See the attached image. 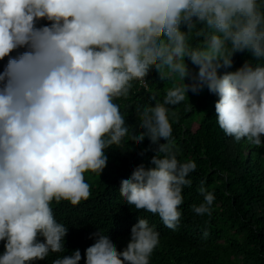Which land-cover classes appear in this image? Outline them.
Instances as JSON below:
<instances>
[{"label":"clouds","instance_id":"clouds-1","mask_svg":"<svg viewBox=\"0 0 264 264\" xmlns=\"http://www.w3.org/2000/svg\"><path fill=\"white\" fill-rule=\"evenodd\" d=\"M17 49L23 51L9 55ZM237 52L250 59L228 71ZM5 57L0 264H36L65 253L68 226L55 218L52 202L87 200L84 174L99 175L107 150L125 137L147 138L155 147L150 167L141 163L121 177L120 193L128 205L175 230L182 191L197 165L178 158L170 121L176 113L167 106L184 102L188 92L206 88L217 97L216 122L226 136L264 145V0H0V59ZM150 69L171 86L163 89L162 102L159 92L151 94L155 102L141 109L138 130L120 98L134 81L146 87ZM200 184L203 200L191 210L211 215L215 196ZM93 235L85 264H149L159 243L144 217H137L119 251L107 231L97 228ZM81 259L77 248L51 264Z\"/></svg>","mask_w":264,"mask_h":264},{"label":"trees","instance_id":"trees-1","mask_svg":"<svg viewBox=\"0 0 264 264\" xmlns=\"http://www.w3.org/2000/svg\"><path fill=\"white\" fill-rule=\"evenodd\" d=\"M20 51L23 49L9 55L14 56ZM7 59H0V71ZM232 59L233 65L228 71L240 67L250 59V54L237 52ZM189 67L195 71V66L189 63ZM145 79L148 80L146 87L134 81L129 94L120 98L128 122L137 125L138 130L141 109L155 102L150 99L151 94L159 92L156 99L162 102L163 89L171 86L170 81L158 80L154 69H150ZM187 96L184 102L167 106L176 113L175 118L170 116V121L172 137L180 149L178 158L193 159L197 165L189 174L191 185L182 191L177 228L169 229L158 215L128 205L120 193L121 177L130 175L141 163L150 167L149 161L154 154L151 148L155 147L150 146L147 138L137 142L125 137L107 150L109 158L99 175L84 174L90 185L87 200L77 205L67 201L52 202L55 218L68 226L66 251L50 253L36 264H51L57 256L77 248L82 255L79 264H85L84 249L94 241L97 228L107 231L119 251L126 246L130 228L137 222V217L147 218L159 233V243L149 264H264V145L252 146L243 138L237 142L226 136L216 122L214 102L217 97L206 88L198 94L188 92ZM188 103L191 107L185 111ZM145 148L149 151L143 156L138 155ZM202 180L204 187L215 196L211 215L195 214L190 207L203 200L199 192ZM205 231L207 235H204ZM3 244L0 241V253L4 250Z\"/></svg>","mask_w":264,"mask_h":264},{"label":"bare ground","instance_id":"bare-ground-1","mask_svg":"<svg viewBox=\"0 0 264 264\" xmlns=\"http://www.w3.org/2000/svg\"><path fill=\"white\" fill-rule=\"evenodd\" d=\"M139 84H141V83H139Z\"/></svg>","mask_w":264,"mask_h":264}]
</instances>
